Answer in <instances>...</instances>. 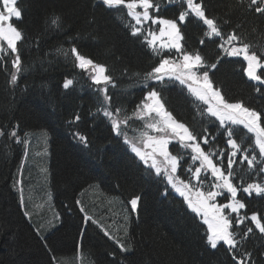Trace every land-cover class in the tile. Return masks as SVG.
<instances>
[{
	"label": "trees",
	"instance_id": "16d2710c",
	"mask_svg": "<svg viewBox=\"0 0 264 264\" xmlns=\"http://www.w3.org/2000/svg\"><path fill=\"white\" fill-rule=\"evenodd\" d=\"M153 2L160 5L158 12L150 9L154 17L178 21L179 13L186 8L182 0ZM203 5L206 15L216 20L223 39L206 36L203 22L190 16L179 24L182 51L203 57L214 88L225 99L242 101L264 116V85L247 77V62L242 57L228 56L220 47L235 32L264 60V14L255 12L256 5L250 0H203ZM16 6L22 18L11 22L23 35L17 44L21 71L16 83L11 82L15 54L10 50H6L7 55L0 53V264H56L55 257L73 256L79 247L93 264H237L233 256L240 259L244 252L251 253L247 264H264V234L249 219L257 214L264 222V195L238 192L246 205L240 213L246 219L239 226L234 223L233 230L238 233L237 240L248 227L253 232L236 250L230 252L224 245L209 247L203 221L183 198L171 192L163 176L144 164L116 135L102 114L103 87L78 68L71 53L74 47L106 67L111 77L106 91L116 114L133 116L147 92L156 90L166 109L199 141L207 137L210 147L223 153L222 162L216 161L226 168L231 151L227 135L219 121L207 114V106L176 80L145 78L169 55L156 54L147 43L148 32L158 30V25L152 29L150 20L136 25L123 6L108 8L102 0H17ZM57 17L58 23L53 25ZM133 26L140 27L142 34L132 35ZM212 64L216 67L210 69ZM66 80L73 81L68 88L63 86ZM232 127L236 130L233 138L247 149L249 157L257 156L256 166L249 168L243 161L244 152L237 153L232 169L234 184L242 188L263 183L259 150L250 134L241 131L242 126ZM41 130L49 135L50 187L61 216V226L45 239L24 213L16 189L21 178L22 185L30 183V179L24 180L29 170L24 165L25 135ZM13 131L16 136L11 135ZM175 149H179L177 144L171 147L174 154ZM94 188L125 203L140 197L136 216L119 238L105 235L92 220L85 225L78 200L88 201L86 192ZM117 241L129 251L121 250Z\"/></svg>",
	"mask_w": 264,
	"mask_h": 264
},
{
	"label": "snow or ice",
	"instance_id": "6c2138e0",
	"mask_svg": "<svg viewBox=\"0 0 264 264\" xmlns=\"http://www.w3.org/2000/svg\"><path fill=\"white\" fill-rule=\"evenodd\" d=\"M168 2L174 3L175 0H168ZM250 2L252 5H256L255 12L264 14V7L261 6L262 0H250ZM102 3L108 8L119 9L120 6H123L127 10L126 14L135 20L136 25H143L150 20L152 24L159 26L158 32H148V37H150V39L146 37L148 45L158 55L163 50L174 49L180 53L181 58L179 61L172 58H162L158 65L146 74L145 78L163 81L165 77H169L187 85L188 91L207 106V114L215 117L219 121L220 127L225 129L227 145L231 149L226 168L213 159L214 156L221 157L223 153H216L210 149L206 151L201 146L197 135L166 109L160 93L156 90H150L133 113L136 119L145 121L144 129L146 130L142 131L139 137V144L142 146L128 140L126 136L125 142L131 146L132 152L140 160L155 169L157 175H165L167 183L184 198L188 208L201 217L203 224L207 225V243L212 249H216L222 243L227 246L228 251L236 250L241 240L247 239L248 234L252 233L253 229L248 227L241 240H237L238 233L233 230L234 223L239 226L246 219L240 215V210L244 209L246 205L237 199L240 189L232 180L233 164L236 162L234 158L238 152L243 151V161L247 162L249 168H253L256 166L257 156L253 154L249 157L247 149L242 148L237 139L233 138L236 135V130L232 126H242L241 131L246 130L250 134L249 138L254 143L255 148L259 150V156L264 158V116L261 112L246 106L242 101L229 102L219 89L214 88L208 71L199 72L200 68L205 67L203 57L199 53L193 54L182 51L183 36L179 24L187 22L190 16L195 17L207 26L206 36L223 39L220 27L215 19L206 15L203 0H182V5L186 4V8L179 13L178 21L159 16L154 17L150 13V9L158 12L160 5L154 3L153 0H102ZM16 5L17 0H2L3 10H0V52L7 55L6 50H10L12 54H15L12 61V66L15 69L11 75L12 83L17 81V73L21 71V58L18 54L17 44L23 39L22 32L11 22L13 18L17 20L22 18V13ZM58 20V17L53 19L52 24L56 25ZM139 34H142L141 28L133 26L132 35ZM203 42L202 40L201 43ZM225 44L232 46L225 47ZM220 47L228 56H242L243 60L247 62L244 69L247 77L260 85H264V72H261L264 70V60L261 59L257 51L253 50L250 43L245 42L241 36L233 32L224 39V43ZM71 53L75 56L77 66L80 69L92 73L93 83L97 85L111 83V77L106 75L107 69L104 65L84 57L74 47L71 49ZM0 59L3 57L0 56ZM211 67L215 68L216 65L212 64ZM72 83V80H66L63 86L68 88ZM103 91L106 100L110 99L106 95V89ZM256 91L259 92L261 89L257 88ZM119 111L117 109V112ZM104 115L110 119L112 117V113L107 110L104 111ZM127 123V119L123 121L112 119V128L117 135H120V125ZM150 133H156V135ZM11 135L16 136V132L13 131ZM80 139L86 142L85 137L81 136ZM173 141L177 142L178 148L190 150L189 155L193 163L199 162L198 167L187 169L192 174V179L197 181L198 186H193L190 182L181 180L176 176L182 157L172 154L169 150V145ZM202 142L207 145L209 143L208 138L204 137ZM260 171L264 172V168H261ZM202 173H210L211 177L214 178V182L209 185L207 191L203 190L202 187L207 178L202 176ZM242 191L249 195L253 192L257 195H264V184L249 183L243 187ZM225 193L230 197L229 202L217 203V198L225 195ZM139 199L140 197H135L129 201L132 212L137 211ZM226 210L230 211L226 213ZM231 213H235L236 217L233 218ZM249 219L259 233L264 234L262 218L257 214H252ZM105 235L108 233L105 232ZM117 243L120 244V241ZM120 247L123 251L128 250L123 244H120ZM233 259L237 261V264H247V261L251 259V253L244 252L240 259L236 256H233Z\"/></svg>",
	"mask_w": 264,
	"mask_h": 264
},
{
	"label": "rangeland",
	"instance_id": "374dc122",
	"mask_svg": "<svg viewBox=\"0 0 264 264\" xmlns=\"http://www.w3.org/2000/svg\"><path fill=\"white\" fill-rule=\"evenodd\" d=\"M0 10H3L2 0L0 1ZM150 13L152 14L153 12H150ZM182 36H183V33H182ZM181 44H182V41H181ZM227 47H231V45H228ZM163 52L169 53V55L164 58H172L177 61H179L181 58L180 56H178L177 53H175L174 49L173 50H163ZM239 57H242V56H239ZM210 69H213V68L211 67ZM205 70H207L209 73V70L205 69V67L200 68L199 72L202 73ZM14 72H15V69H14ZM89 76L90 78L92 77V73L90 71H89ZM165 78L169 80L170 79L176 80L175 78H169V77H165ZM107 84L101 83V87H103L100 91L103 115H104V111L106 110L112 113L111 119L104 115L111 124H112V119H116L118 121H123L127 119L128 120L127 124L120 125L121 127L120 135L123 137L124 140L126 136L128 140L132 141L133 143H137L138 146H142L139 144V137H140V133L146 130L144 129V124L141 123L142 120L136 119L134 116L126 117V116L114 113V111L112 110L110 106V99L106 100L105 92L103 91V89H106ZM182 85L187 87V85H184V84ZM106 95L107 97H109V95L107 94V91H106ZM154 135H156V133H154ZM126 144L130 147V150H131V146L128 143ZM175 144H177V142L173 141L169 145V150L171 152H172L171 147ZM25 149H26V153H25L24 165H27L29 167V170L26 173L27 175H24V180L30 179V183L22 185V178H21L19 182V186L16 189L19 192L20 202L24 210V213L26 214L27 218L29 219L30 223L32 224L33 228L38 233V235L42 239H45L49 234H51L52 232H54L56 229H58L61 226V216L59 212L57 211V209L55 208L53 192L50 187V167L49 165H50L51 152H50V141H49L48 132L44 130L28 132L25 135ZM205 150L208 151L209 149H205ZM175 152L176 154H174L173 152L172 154L181 155L182 157V159L180 160V163L184 162L186 158H190V155H189L190 150H184L182 148H179V149H175ZM188 164L191 165L192 162H188ZM193 164L195 165V167L199 166L198 161ZM147 166L149 167V165ZM180 167H181V164L177 169L176 176L179 177V179L181 180L190 182L193 186H198L196 180L193 179L192 182L190 181L191 175H189V179H185V177L179 175ZM189 167L191 166L187 165V168ZM153 170L155 171V169ZM160 175L166 179L165 175L163 174H160ZM202 176L207 177L204 180L203 185H202L203 190L207 191L209 190V185L212 182H214V178L211 177L210 173H202ZM262 184H264V182ZM168 185L173 193L180 196L179 193H177L170 184ZM239 189L240 191L238 192H242L243 187ZM86 195L88 196V201L84 202L82 198L78 200L81 206V209H83L82 212L84 213L85 217H87L86 223L88 220H92L93 222L97 223L100 226V228L102 229L104 233L107 232L109 235H115V238H119L123 232L124 233L127 232V228L129 226V223L132 217L135 216L137 213V211L136 212L131 211L130 203H125L120 198H117V197L115 198L106 197L102 193V191L98 188L88 190L86 192ZM239 196H240V193L237 194V199L241 200ZM229 199L230 197L228 196L227 193H225V195L218 197L216 202L217 203H227L229 202ZM138 204H139V201H138ZM229 211L230 210H226V213H228ZM233 215H235V213H231V216ZM240 215L242 216L241 213ZM128 251L129 250L125 252H128ZM54 260L56 264H93L91 261L87 260L84 257L83 253L81 252L80 247H79L78 253H76L75 255L57 256L54 258Z\"/></svg>",
	"mask_w": 264,
	"mask_h": 264
}]
</instances>
